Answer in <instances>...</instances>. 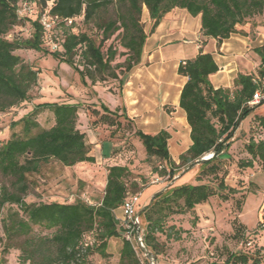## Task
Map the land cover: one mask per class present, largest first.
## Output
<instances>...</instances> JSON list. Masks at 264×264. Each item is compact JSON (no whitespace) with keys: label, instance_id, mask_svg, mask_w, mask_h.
<instances>
[{"label":"trees","instance_id":"obj_1","mask_svg":"<svg viewBox=\"0 0 264 264\" xmlns=\"http://www.w3.org/2000/svg\"><path fill=\"white\" fill-rule=\"evenodd\" d=\"M24 0H0V112L4 113L21 102L29 101L30 92L38 84L39 70L16 54L20 48H28L49 54L65 62L86 84L104 81L107 78L124 80L119 74L128 73L142 58L147 38L140 17L145 7L151 22L149 33H153L164 16L175 8L184 9L190 16H199L200 31L205 38H212L220 44L252 16L264 9V0H52L49 14L58 18L52 29L58 44L56 51L44 46L43 28L38 20L40 9L46 1L37 2L33 17L20 18L16 13ZM109 11L112 14H109ZM82 16L85 24H92L100 32L95 41L86 31H73L74 21ZM73 19L67 24L66 19ZM20 21L29 23L33 31L25 39L12 38L11 30ZM10 34V36H8ZM113 35L123 51L111 41ZM257 56L256 73L239 72L232 87H215L210 76L219 66L210 52L200 50L194 57L181 61L177 74L185 77L178 99V106L185 114L189 127L190 145L178 157L176 163L169 153L170 134L161 129L158 132H144L135 129L133 134L139 140L145 158L153 160L157 177L167 175L172 179L181 166L198 162L200 169L197 183H184L159 191L142 207L145 228L143 244L149 255L156 257L163 245L160 236L175 240L187 233L188 228L166 225L167 219L175 215L191 214L190 225H196L198 216L195 206L208 202L213 196L227 201L238 191L225 184L222 170L223 156H228L234 130L238 120L242 121L260 106L249 105L253 94H264V43L253 48ZM117 55L124 56L121 63L112 64ZM79 58L81 68L74 61ZM119 70V71H117ZM119 110H110L100 103L103 113L101 122L115 126L119 118L128 123L130 117L124 102ZM78 104L58 102H37L30 111L10 124L20 125L19 132L0 141V208L10 207L2 219L4 238L0 249V264H5L3 254L9 249L19 251L20 264H95L89 256L97 254L102 259L112 258L108 251L109 240L120 239L117 252L118 264H144L131 240L127 239V228L123 219L116 216L124 201L137 192L136 182L130 179L131 172L126 165L113 164L107 167L104 193L98 204H88L76 199L72 203L59 201L26 202L25 196L35 182L29 178L39 174L43 165L53 160L64 166L80 162H94L89 154L85 134L77 128ZM48 111L51 123L40 125L38 115ZM254 129L260 137L249 135L243 144L245 157H240L236 166L251 169L255 165L264 168V114L254 115ZM103 152L112 156L114 150ZM202 159L205 155H211ZM210 176L216 185L201 182V177ZM236 199L237 209L241 200ZM48 230L42 234L34 227ZM233 227L239 233L243 225L234 218ZM174 232V233H172ZM246 253H229L224 262L207 264H257L249 262Z\"/></svg>","mask_w":264,"mask_h":264},{"label":"rangeland","instance_id":"obj_2","mask_svg":"<svg viewBox=\"0 0 264 264\" xmlns=\"http://www.w3.org/2000/svg\"><path fill=\"white\" fill-rule=\"evenodd\" d=\"M109 14L112 12L109 11ZM140 21L147 33V45L140 63L128 73L119 74L124 80L122 85H119L118 79L112 78L94 84L85 78L86 84H83L76 71L49 54L28 48L15 51L25 62L39 70L38 84L30 92L32 98L29 101L21 102L4 113L0 112V141L7 139L13 131H20V125L11 129L10 124L30 111L35 103H76L79 106L77 128L85 134L89 154L95 159L94 162H80L73 166L49 161L43 165L39 174L29 176L35 184L25 196L26 202L72 203L79 199L88 204H98L104 193L107 167L113 164L126 165L131 172L130 179L136 182L134 190L129 185L130 191L139 193L136 213L156 192L165 191L171 186L198 182V162L181 166L172 179L167 175L157 177L153 170L155 163L145 158L133 131L140 129L154 133L165 127L170 134L169 153L178 163L176 153L185 152L188 146V127L181 123L177 113H173L177 105L176 95L186 79L177 74L178 64L194 57L200 50L210 52L219 65L221 75L225 76L224 87H232L233 79L239 72L256 73L258 59L253 48L264 43V9L249 18L245 24L237 25L238 32L220 44L212 38H205L200 31L199 16L192 17L184 9L175 8L167 13L153 33H149L151 22L145 7L142 8ZM73 23V31H86L96 42L99 41L100 32L92 24H85L82 16L77 17ZM32 31L29 23L20 21L11 30L10 39L28 38ZM114 37L115 35L107 40L105 46L113 41L118 52L123 51ZM123 59L124 56L117 55L112 64L121 63ZM74 61L81 68L78 56H75ZM122 102L127 105L131 122L122 118L118 119V126L101 122L99 117L103 111L100 103H104L110 110L120 111ZM256 114H264V102L237 125L228 156H223L222 160L219 175L223 176L225 184L238 192L227 201L213 196L208 202L196 205L198 220L193 227L190 225L191 214L168 218L166 225L173 224L176 229L182 225L188 228L187 233L178 240H167L160 236L163 245L155 259L152 260L149 254H140L144 264L224 262L231 252L246 253L250 257L249 262L264 264V168L255 165L251 169H239L236 166L237 160L246 156L243 144L249 135L260 137L254 129L253 116ZM37 118L43 127L51 123L48 111H43ZM112 149V156H103V152L109 154ZM156 179L158 180L155 181ZM200 181L216 185L215 179L210 176L201 177ZM241 195V206L237 209L235 201ZM10 207L12 206L4 205L0 208V249L4 238L2 219ZM115 214L122 219L120 210H116ZM234 218L243 225L239 233L233 227ZM139 226L143 231L145 223L142 216ZM34 231L42 234L49 232L37 226ZM120 245V239H111L108 251L112 258L102 259L97 254H92L89 259L95 264H118L117 252ZM18 256L17 249H9L3 254L5 264H20Z\"/></svg>","mask_w":264,"mask_h":264},{"label":"built area","instance_id":"obj_3","mask_svg":"<svg viewBox=\"0 0 264 264\" xmlns=\"http://www.w3.org/2000/svg\"><path fill=\"white\" fill-rule=\"evenodd\" d=\"M40 1L42 0L21 1L16 9V13L18 17L20 18L33 17L35 9H36V4L37 2H40ZM45 1H46V5L40 9L38 20L44 31L43 33L44 46H46V48L49 51H56L58 49V44L53 37L52 29L56 25L58 18L56 16H52L49 14V8L52 4V0H45ZM73 19L75 20V18L66 19L67 24L72 23ZM8 36H10V34ZM262 99H264V94L259 91H256L253 94L252 99L248 102V104L249 105L258 104ZM202 159H208V156L205 155L202 157ZM157 180L158 179H156L155 181ZM138 201H139V193L130 195L124 201L123 205L121 206L122 219L125 222V226L127 228V232H126L127 239L131 240L135 249L139 251V253L142 256H147L149 253H145L142 249L144 247V244L142 241L144 230L141 231L140 226L137 227L136 221H135V216L137 214L135 208L137 206ZM151 258L152 260L155 259V257L152 255H151Z\"/></svg>","mask_w":264,"mask_h":264},{"label":"crops","instance_id":"obj_4","mask_svg":"<svg viewBox=\"0 0 264 264\" xmlns=\"http://www.w3.org/2000/svg\"><path fill=\"white\" fill-rule=\"evenodd\" d=\"M149 17V16H148ZM162 23V22H161ZM161 23L157 26V28H159V26L161 25ZM199 23H200V21H199ZM147 40H148V37L146 38V41H145V44H144V47H143V53H144V50H145V47H146V45H147ZM226 40V39H225ZM224 41V40H223ZM143 53H142V55H143ZM196 55V54H195ZM194 55V56H195ZM218 64V63H217ZM219 66V65H218ZM210 79H211V82L213 83V85L215 86V87H218V86H225V76H223V75H221V70H218L216 73H214L213 75H211L210 76ZM185 82V81H184ZM183 82V83H184ZM183 83H182V85H183ZM182 87V86H181ZM181 89V88H180ZM179 93H180V90L178 91V93H177V95H176V107H174V110H175V112H173V113H177L178 115H179V117H180V120H181V123L182 124H184L185 126H187L188 127V124H187V122H186V118H185V114H184V112H183V110L181 109V108H179V106H178V99H179ZM124 104H125V106H126V108H127V105H126V103L124 102ZM161 129H164V130H166L165 129V127H161V128H159L157 131H155V132H158L159 130H161ZM187 134H188V146L190 145V143H191V141H190V137H189V127H188V129H187ZM188 146L186 147V149L188 148ZM176 150L177 149H175V152H176ZM182 152V151H181ZM181 152L180 153H176V154H178L177 156L179 157V155L181 154ZM172 156V155H171ZM176 156V157H177ZM173 158V160L174 161H176V159L174 158V157H172ZM157 193V192H156ZM148 203V202H147ZM147 203H145L144 205H146ZM143 205V206H144ZM142 206V207H143ZM138 219H141V215H139V217H138Z\"/></svg>","mask_w":264,"mask_h":264},{"label":"water","instance_id":"obj_5","mask_svg":"<svg viewBox=\"0 0 264 264\" xmlns=\"http://www.w3.org/2000/svg\"><path fill=\"white\" fill-rule=\"evenodd\" d=\"M240 123V120H238V122H237V125ZM212 156V155H211ZM211 156H208V158L209 157H211ZM154 196V195H153ZM139 215H140V211L136 214V216H135V221H136V225H137V227L139 226V221H138V217H139ZM143 249V251L145 252V253H149V251L147 250V249H145V247H143L142 248Z\"/></svg>","mask_w":264,"mask_h":264},{"label":"bare ground","instance_id":"obj_6","mask_svg":"<svg viewBox=\"0 0 264 264\" xmlns=\"http://www.w3.org/2000/svg\"><path fill=\"white\" fill-rule=\"evenodd\" d=\"M208 156H210V155H208Z\"/></svg>","mask_w":264,"mask_h":264}]
</instances>
